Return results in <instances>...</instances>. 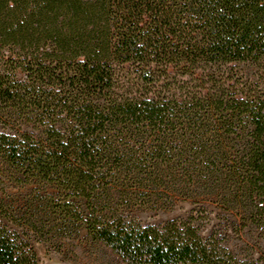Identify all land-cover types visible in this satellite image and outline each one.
Wrapping results in <instances>:
<instances>
[{"label":"trees","instance_id":"obj_1","mask_svg":"<svg viewBox=\"0 0 264 264\" xmlns=\"http://www.w3.org/2000/svg\"><path fill=\"white\" fill-rule=\"evenodd\" d=\"M0 126V264L83 230L120 264H264L134 216L264 230V0H0Z\"/></svg>","mask_w":264,"mask_h":264},{"label":"rangeland","instance_id":"obj_2","mask_svg":"<svg viewBox=\"0 0 264 264\" xmlns=\"http://www.w3.org/2000/svg\"><path fill=\"white\" fill-rule=\"evenodd\" d=\"M26 191L23 190L21 193ZM202 208L206 212L201 211ZM191 215L195 216V224L200 228L204 239L217 233L220 245L240 258L248 261L257 260L264 253V230H257L250 226L243 229L240 234L233 232V227L228 228L231 222L226 212L210 202L199 203L198 200L177 199L169 210L149 209L134 213V216L145 226H160L173 220L187 219ZM31 244L37 255V264H120L105 251H98L92 247L85 230L81 231L74 240L66 242L61 251L48 247L35 238L31 239Z\"/></svg>","mask_w":264,"mask_h":264}]
</instances>
